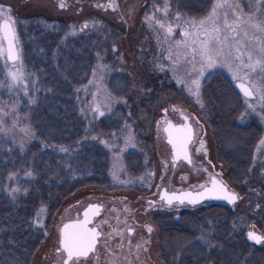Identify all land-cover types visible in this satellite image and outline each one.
I'll return each mask as SVG.
<instances>
[{
    "label": "trees",
    "instance_id": "trees-1",
    "mask_svg": "<svg viewBox=\"0 0 264 264\" xmlns=\"http://www.w3.org/2000/svg\"><path fill=\"white\" fill-rule=\"evenodd\" d=\"M168 3L182 17L199 20L215 0ZM244 7L252 8L253 23L264 21V0ZM250 14L244 10L240 16L247 21ZM15 31L18 58L0 55V264H30L57 209L81 187L144 189L152 183V116L146 106L161 89L148 80L143 88L151 94L131 92L122 31L96 13L83 19L30 14L15 21ZM182 48V54L175 49L174 62L189 70L194 56ZM236 72L235 67L205 69L199 95L195 85L190 94L208 114L214 156L234 183L247 179L264 134V124L250 109L252 98L236 86L243 80L252 91V71H240L241 78ZM261 75L258 70L262 81ZM205 211L185 212L162 243L177 251L176 264H264V245L246 241L241 224L236 230L227 215L222 220L213 209L207 226Z\"/></svg>",
    "mask_w": 264,
    "mask_h": 264
},
{
    "label": "rangeland",
    "instance_id": "rangeland-1",
    "mask_svg": "<svg viewBox=\"0 0 264 264\" xmlns=\"http://www.w3.org/2000/svg\"><path fill=\"white\" fill-rule=\"evenodd\" d=\"M234 2L239 4L238 15H241L244 10H247L248 14H250L249 11L252 8L247 7L245 9L244 5L251 4L252 0H234ZM61 4L64 6L61 7ZM0 8L9 10L0 15V19L11 16L14 21V30L15 21L30 14L43 13L59 19L72 17L83 19L89 12L100 15L107 22L121 30L120 45L125 60V70L131 81V92H139L144 97L147 94H151L143 88V83L148 80H154L161 88L157 91L156 97L154 96L151 106H146V108H151L150 114H148L149 117L152 116L149 131L156 177H154L155 180L150 189L160 184H171L175 187L188 186L191 189L201 183L205 169L202 161L211 165L209 159L212 158V150L210 151L207 148V144L211 145L212 137L207 112L203 109L194 110L189 100L192 87L194 86L192 81L198 80L201 76L202 61L199 55L194 56V65L200 67L194 69V65L190 64L189 70L182 69L183 67L174 62L175 49H180L176 52L182 54L184 50L182 47L185 46L184 41L187 40L191 43V41L196 39L194 35L188 37L184 35L185 32H196V29L188 23L191 19H186V17H182L178 12L174 11L168 0H0ZM228 15L229 19L232 20L231 11H229ZM250 16L252 18V14ZM253 18L255 19L254 16ZM157 21L160 23H157ZM160 24H163L164 27L162 28ZM169 28H171V32L168 31ZM245 30L247 32L252 30V34L250 33L249 37L254 36L255 31L247 23L238 29V31L242 32ZM238 35L241 36V33L238 32ZM15 36L16 46L19 50V40L16 31ZM200 39L202 40L204 37H200ZM237 39L242 41V45L250 44L251 47H255L254 41H248L242 37H237ZM172 45H174V49L170 48ZM192 46L197 47L196 45ZM242 51H249V47H242ZM165 52L167 54L164 57L163 54ZM0 53H2L0 54L2 57H5V47L1 33ZM235 55H239V53L233 49V56ZM242 59L244 63L249 62L247 56ZM252 59L255 61L257 56L254 55ZM236 62L238 63L237 65ZM240 64L241 60H232L231 69L237 68ZM215 67L230 69L225 58L221 57L218 58L217 63L212 67L203 65V70L207 69L209 72ZM258 70H260L259 67L255 69V72L252 71L253 94L250 105L252 104V111L257 114L260 121L264 124V101L261 100V95H264V82L257 76ZM193 72H197L196 75ZM157 76L159 79H157ZM262 77L264 75H261ZM238 81L244 82L243 80ZM253 85H256V87L254 88ZM256 88L263 90V93H258ZM152 93L155 94L154 91ZM145 104L150 105L148 102ZM163 108L170 115L177 114L181 110L189 117L193 129V136L188 144L192 158L191 163L178 160L175 164H171L169 146L164 139L161 127L165 116L162 114ZM145 129L141 128L140 133L144 132ZM105 191L99 185H87L70 195L57 209L50 232L40 242L31 258L30 264H43L46 256L51 254V248L54 243L53 234L57 231L58 224L69 210L76 207L82 197H85L88 192L93 194ZM240 191L239 200L234 205L241 209L240 224L244 233L246 229L253 227L264 235V134L257 147V155L253 161L252 172L248 173L244 184L240 186ZM115 192H124L131 195L136 193V191L129 189L115 190ZM248 192H252L251 197ZM113 193L114 191L109 192V194ZM150 194L152 195L153 193ZM203 202L202 200L195 204L180 202L173 209H166L167 207L162 205L159 210L161 212L195 211L204 205ZM257 245H264V241Z\"/></svg>",
    "mask_w": 264,
    "mask_h": 264
},
{
    "label": "flooded vegetation",
    "instance_id": "flooded-vegetation-1",
    "mask_svg": "<svg viewBox=\"0 0 264 264\" xmlns=\"http://www.w3.org/2000/svg\"><path fill=\"white\" fill-rule=\"evenodd\" d=\"M238 82L240 81H236V86ZM240 91L245 94L243 90ZM250 97L252 98V95H250ZM189 102L194 110H205L204 107H199L191 98ZM250 109L252 111V104L250 105ZM162 114L165 116L161 127L164 133V139L169 146L171 164H175L178 160L191 163L192 158L188 147L191 140L186 145V152L179 149V140L182 136L187 134L188 128L191 129V135L193 136L192 124L189 117L181 110H179L177 114L170 115L164 108L162 109ZM164 126L165 129H169L172 133L171 138L177 143L176 149L169 143V132L164 130ZM178 129H183V131H177ZM207 148L210 149V151L212 150V158L209 159L211 165L202 161V165H205L203 179L197 187L191 189H202L201 193H207V190L213 189L212 178H215L218 182L216 190L205 194L202 199L198 200L204 201V205L199 209H206V216L204 217L205 223L207 226L209 225L210 216L213 209H215L222 220L225 215H227L228 222L232 221L231 224L234 228L236 227L235 229L239 230L241 209L235 206L234 203L239 200V195L241 193L240 186L244 184L245 180L236 183L229 181L226 178V169L224 165L217 161L214 156L213 141L210 146L209 143L207 144ZM172 150H174V152H172ZM173 154L177 156L175 160L172 159ZM250 172H252V156L250 158V169L248 173ZM154 180L144 189H137L124 185L110 189L107 186L99 185L100 188H104L106 191L93 194H91L92 192H88L85 197L81 198L75 208L68 211L58 224L57 231L53 234L54 243L51 248V254L46 256V259L44 258L43 264H63L64 260L67 259L66 253L62 250L60 252L57 251V249L61 247L60 226L63 222L68 220L73 221L71 225L83 222L86 219L85 215H83V209L89 203L99 204V212L88 216L89 222L87 228H95L101 235L97 237L94 252L89 253L88 257H80L78 260L74 257L69 261V264H176L177 251L171 248H162V243L166 245V240L167 242L170 240L171 234L175 230L176 222L181 219L185 212L192 213L198 209L195 211L182 210L179 212H161L159 208H162V205L167 207L166 209H173V207L177 206V203H180L178 199H173L171 204L167 203L166 197L172 196L171 191L182 190L189 187H175L171 184H160L150 189ZM201 185H203V187H200ZM220 187H223L227 193H234L237 199L230 202L228 199L223 198L224 193L220 192ZM126 189L134 190L136 193L131 195L124 192H115V190ZM110 191H114V193L109 194ZM150 193L153 194L151 195ZM183 195L184 193H181V195L179 194L177 196ZM248 195L251 197L252 192H248ZM184 202L189 203L188 199H185ZM250 206L252 207L251 203ZM149 228L151 231H149ZM129 229H131V232L128 231ZM248 229L255 228L250 227ZM248 229L245 230L244 237ZM245 240L248 241L246 238ZM262 241H264V239L260 242ZM248 242L254 243L252 241ZM260 242L255 244H259Z\"/></svg>",
    "mask_w": 264,
    "mask_h": 264
},
{
    "label": "snow or ice",
    "instance_id": "snow-or-ice-1",
    "mask_svg": "<svg viewBox=\"0 0 264 264\" xmlns=\"http://www.w3.org/2000/svg\"><path fill=\"white\" fill-rule=\"evenodd\" d=\"M64 5L61 4V7ZM99 6V5H97ZM113 6V5H109ZM239 9V4L235 3L234 0H215L213 4L212 10L209 15L199 21L191 20L188 23L196 29L195 33L185 32L184 35L186 37L190 35H194L196 37L195 40L189 43L187 40L184 41L185 46L188 47L193 54V56L199 55L202 61V67L200 69L201 74L203 73V65L207 67H212L217 63L218 58H225L228 66L231 70V61L232 60H241V64L237 66V72L234 73L235 78H241L239 76V72L243 69H250L255 72L257 67L260 68L261 72H264V21H259L256 23L252 22L251 17L247 21L243 19L242 16L237 14V10ZM9 10L0 8V15L4 14ZM229 11L232 13L233 19H229ZM222 16V23H221ZM14 21L11 16H6L3 20V23H0V32L3 33V38L8 40V59L15 60L17 59V54L14 50V46L12 40L14 39ZM157 23H160L157 21ZM249 24L251 28H253L256 32L260 33V36H252L249 37L247 30L243 32V35L246 40L254 41L255 47H251L250 44L242 45V41L237 39V30L241 28L243 24ZM163 28L164 25L160 24ZM171 32V28L168 29ZM227 33V34H225ZM200 37H204V39H200ZM179 43V42H178ZM192 45H196L197 47H193ZM242 47H249V51H242ZM233 49L235 52L239 53V55L233 56ZM2 54V53H0ZM256 55L257 59L253 61V56ZM247 56L248 63L243 62V57ZM12 79L15 80L18 78V75L13 73ZM247 75V74H246ZM262 81H264V77H262ZM192 84L196 86L195 95H199V80H193ZM255 88L256 85H253ZM246 96L252 95L248 89H243ZM191 91V89H190ZM256 91L260 93L262 90L260 88H256ZM261 100L264 101V95H261ZM165 131L169 132V143L173 145V148H177V143L173 141L172 133L169 129H165ZM177 131H183V129H178ZM191 129H187V134L182 136L179 140V149L185 150L186 145L191 140ZM66 151V149H62ZM187 158V157H186ZM213 189L207 190V193H211L216 190L218 182L215 178H212ZM200 187H203L201 185ZM220 192L224 193L223 198L228 199L230 202L237 199L234 193H227L223 187H220ZM207 193H199L197 196L193 197L191 193L184 194L183 196L173 195L171 197H166L167 203L171 204L173 199L180 200L181 203L184 202L185 199H188L189 203L195 204L199 199H202ZM91 207V206H90ZM99 209H93V214H97ZM88 211L85 212L86 219L78 224L64 225L63 229H61V240H60V248L57 249L58 252L61 250L67 254V259L64 260L63 264H69V261L74 257L78 260L80 257H88L89 253L95 251V245L97 243V237L101 235L95 228L89 229L87 228L88 224ZM71 230V231H70ZM131 232V229L128 230ZM149 231L151 229L149 228ZM110 238V237H109ZM249 238L254 239L257 242H260L261 238L256 236L254 233H249Z\"/></svg>",
    "mask_w": 264,
    "mask_h": 264
},
{
    "label": "water",
    "instance_id": "water-1",
    "mask_svg": "<svg viewBox=\"0 0 264 264\" xmlns=\"http://www.w3.org/2000/svg\"><path fill=\"white\" fill-rule=\"evenodd\" d=\"M5 18V17H4ZM4 18H1L0 19V23H3V20H4ZM1 33V36H2V38H3V33L2 32H0ZM3 41H4V46H5V55H6V58H7V60L8 61H14V60H9L8 59V45H9V42H8V40H5L4 38H3ZM12 43H13V46H14V50H15V52H16V54H17V56H18V50H17V46H16V43H15V33H14V39L12 40ZM16 60V59H15ZM237 86L241 89V90H243V89H248L249 91H250V89L243 83V82H238L237 83ZM244 91V90H243ZM251 92V91H250ZM164 130H165V126H164ZM167 132V131H166ZM167 139V138H166ZM168 140V139H167ZM169 141V140H168ZM171 146L173 147V145L171 144ZM185 151V150H184ZM186 151H187V147H186ZM172 152H174V150H172ZM177 158V156L175 155V154H173V156H172V159L173 160H175ZM224 186V185H223ZM172 192V196L173 195H181V193H184V194H187V193H191L192 194V196L193 197H195V196H197L199 193H201L202 192V189H197V190H194V189H190V188H186V189H182V190H175V191H171ZM91 206V207H90ZM96 208H98L99 209V204H96V203H89V204H87L85 207H84V209H83V215H85V212L86 211H88V213H89V216L90 215H92L93 214V209H96ZM75 223V222H74ZM66 224H69V225H71V224H73V221L72 220H68V221H65V222H63L62 224H61V226H60V230L61 229H63V227H64V225H66ZM71 231V230H70ZM254 233L256 236H259V237H261V238H264V236L260 233V232H258L257 230H255V229H248L247 231H246V234H245V238L248 240V241H252V242H254V243H258L256 240H254V239H250L249 238V233ZM262 240V239H261Z\"/></svg>",
    "mask_w": 264,
    "mask_h": 264
}]
</instances>
